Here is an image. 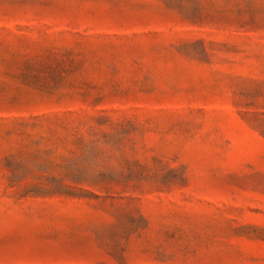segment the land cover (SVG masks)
Here are the masks:
<instances>
[{
  "label": "rangeland",
  "instance_id": "rangeland-1",
  "mask_svg": "<svg viewBox=\"0 0 264 264\" xmlns=\"http://www.w3.org/2000/svg\"><path fill=\"white\" fill-rule=\"evenodd\" d=\"M0 264H264V0H0Z\"/></svg>",
  "mask_w": 264,
  "mask_h": 264
}]
</instances>
